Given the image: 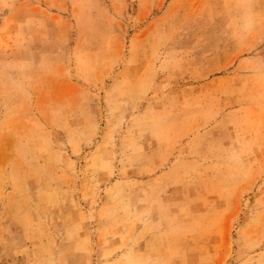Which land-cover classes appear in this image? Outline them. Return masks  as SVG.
<instances>
[{
    "label": "rangeland",
    "instance_id": "1",
    "mask_svg": "<svg viewBox=\"0 0 264 264\" xmlns=\"http://www.w3.org/2000/svg\"><path fill=\"white\" fill-rule=\"evenodd\" d=\"M0 264H264V0H0Z\"/></svg>",
    "mask_w": 264,
    "mask_h": 264
}]
</instances>
